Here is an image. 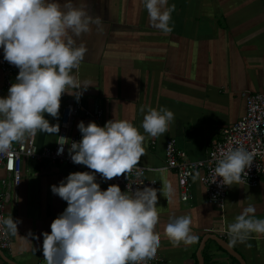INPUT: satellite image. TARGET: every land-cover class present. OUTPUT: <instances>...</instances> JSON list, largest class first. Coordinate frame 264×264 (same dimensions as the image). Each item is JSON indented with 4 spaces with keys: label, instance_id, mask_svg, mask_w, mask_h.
Listing matches in <instances>:
<instances>
[{
    "label": "crops",
    "instance_id": "0c3cea01",
    "mask_svg": "<svg viewBox=\"0 0 264 264\" xmlns=\"http://www.w3.org/2000/svg\"><path fill=\"white\" fill-rule=\"evenodd\" d=\"M61 5L65 0H58ZM83 3L99 28L77 40L88 53L73 74L89 87L77 102L72 95L61 98L59 116L45 115L50 126H59L64 107L72 101L82 108L78 124L128 120L144 135L145 155L137 167L148 169L146 179L156 181L160 248L154 261L160 264H239L211 237L223 239L245 264H264V235L254 234L245 243L231 244L228 225L244 208L253 205L255 216L264 219V179L256 187H229L223 207L208 202L203 172L191 180V199L181 201L175 171L164 170L168 140L184 151L190 161H201L222 132L246 112V96L264 91V0H169L175 5L164 34L153 28L143 0H73ZM0 57L3 51L0 49ZM79 89L69 88V93ZM0 71V97H6ZM167 108L174 113L168 132L152 138L142 128L149 108ZM144 109V112L141 111ZM58 128L37 131V147H53ZM28 137V136H26ZM92 171L84 165L23 163L22 182L8 189L5 219L19 220L18 233L11 234V248L1 251L12 264H46L43 234L67 207L51 192V186L75 172ZM6 177L0 169V180ZM101 190L109 184L97 174ZM173 192L169 196L168 187ZM188 215L198 241L173 246L165 234L170 217ZM223 226L225 231L219 229ZM31 233V235H29ZM201 243L204 246L201 250ZM7 263L0 257V264Z\"/></svg>",
    "mask_w": 264,
    "mask_h": 264
},
{
    "label": "clouds",
    "instance_id": "9594fccd",
    "mask_svg": "<svg viewBox=\"0 0 264 264\" xmlns=\"http://www.w3.org/2000/svg\"><path fill=\"white\" fill-rule=\"evenodd\" d=\"M151 26L164 34L170 26L174 4L169 0H143ZM102 20L93 18L86 6L73 0H0V49L3 59L19 69L6 97H0V154H11L14 143L52 127L45 115L59 116L62 95L77 102L89 87L73 74L84 62L88 48L77 40L97 28ZM79 89L69 93L68 89ZM144 112V109H141ZM174 113L164 107L149 108L142 121L152 138L168 132ZM82 134L71 143L69 155L76 165L92 171L75 172L51 186V192L67 207L43 234L46 264H148L160 248L155 188L122 191L118 185L101 190L97 174L105 181L130 173L145 155V137L128 120H110L103 127L95 122L78 124ZM57 155L64 153L63 145ZM255 157L243 146L221 153L214 169L219 186L242 183ZM142 170V169H141ZM169 196L173 189L169 185ZM249 205L228 225L231 244L245 243L254 234L264 235V219ZM19 220L0 218V230L18 233ZM188 215L170 217L164 231L173 246L198 241ZM221 232L225 231L221 226ZM31 235V233L29 234Z\"/></svg>",
    "mask_w": 264,
    "mask_h": 264
},
{
    "label": "built area",
    "instance_id": "2783aa9c",
    "mask_svg": "<svg viewBox=\"0 0 264 264\" xmlns=\"http://www.w3.org/2000/svg\"><path fill=\"white\" fill-rule=\"evenodd\" d=\"M0 71L4 78V88L9 90L12 83L16 81L19 69L0 57ZM81 113L82 108L79 105L72 101L66 103L59 123L57 141L53 147H37L35 143L36 132L34 135L26 137L23 142L14 143L11 154H0V169L6 174V177L0 180V218L5 219L8 189L12 187L17 189L21 185L25 161L36 164L75 165L70 159L69 150L71 143L79 142L82 139L81 133L72 132L73 120ZM101 117L102 113L97 112L95 118L98 126H101L99 123ZM60 144L63 145L64 153L57 155L58 149L61 147ZM240 146L255 152L253 164L247 170V176H242L241 184L256 187L264 179V91L246 96L244 116L222 132L221 139L211 145L203 160L190 161L187 154L176 146L174 140L167 141L164 170L175 171L181 201L187 202L191 199V180L197 173L203 172V183L208 202L214 206L223 207L229 187L219 186V178L216 183H213L216 180L214 172L216 161L221 157L222 152ZM147 171L146 168L136 167L128 174H123L106 182L109 185H118L122 191H126L128 185L133 189L142 190L144 187L156 189V181L146 179ZM10 248L11 237L9 233L6 230H0V251H7ZM148 264L160 263L153 260Z\"/></svg>",
    "mask_w": 264,
    "mask_h": 264
},
{
    "label": "water",
    "instance_id": "95a60500",
    "mask_svg": "<svg viewBox=\"0 0 264 264\" xmlns=\"http://www.w3.org/2000/svg\"><path fill=\"white\" fill-rule=\"evenodd\" d=\"M213 241L217 243L219 247H221L224 251H226L232 258H234L239 264H245L242 258L221 238L213 236L211 237ZM204 246V243H201V250ZM0 257L6 261L7 263H11L3 254V252L0 251ZM199 264H204L202 257L200 256L198 258ZM12 264V263H11Z\"/></svg>",
    "mask_w": 264,
    "mask_h": 264
}]
</instances>
